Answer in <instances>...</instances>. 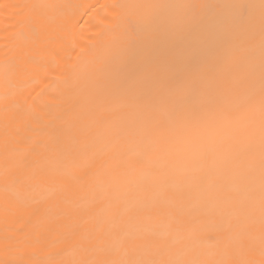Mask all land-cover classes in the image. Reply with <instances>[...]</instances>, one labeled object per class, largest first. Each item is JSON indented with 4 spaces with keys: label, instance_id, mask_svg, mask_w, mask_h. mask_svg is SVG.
Here are the masks:
<instances>
[{
    "label": "bare ground",
    "instance_id": "1",
    "mask_svg": "<svg viewBox=\"0 0 264 264\" xmlns=\"http://www.w3.org/2000/svg\"><path fill=\"white\" fill-rule=\"evenodd\" d=\"M0 264H264V0H0Z\"/></svg>",
    "mask_w": 264,
    "mask_h": 264
}]
</instances>
